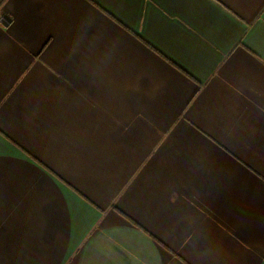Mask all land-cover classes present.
Segmentation results:
<instances>
[{
	"label": "crops",
	"instance_id": "1",
	"mask_svg": "<svg viewBox=\"0 0 264 264\" xmlns=\"http://www.w3.org/2000/svg\"><path fill=\"white\" fill-rule=\"evenodd\" d=\"M0 264H264V0H0Z\"/></svg>",
	"mask_w": 264,
	"mask_h": 264
}]
</instances>
